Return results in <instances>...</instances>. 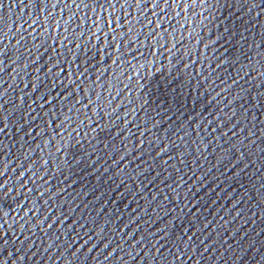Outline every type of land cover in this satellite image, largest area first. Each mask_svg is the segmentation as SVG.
<instances>
[{
    "label": "water",
    "instance_id": "95a60500",
    "mask_svg": "<svg viewBox=\"0 0 264 264\" xmlns=\"http://www.w3.org/2000/svg\"><path fill=\"white\" fill-rule=\"evenodd\" d=\"M99 3L0 0V262L264 264V14Z\"/></svg>",
    "mask_w": 264,
    "mask_h": 264
},
{
    "label": "snow or ice",
    "instance_id": "6c2138e0",
    "mask_svg": "<svg viewBox=\"0 0 264 264\" xmlns=\"http://www.w3.org/2000/svg\"><path fill=\"white\" fill-rule=\"evenodd\" d=\"M106 3H108L109 7H115V5L112 3V0H105ZM117 2H119V0H117ZM125 2H127V0H125ZM163 2L165 3L166 6H171L170 4V0H163ZM217 2H219V0H217ZM30 3L33 4L37 10H42V9H46L48 4L50 3V0H30ZM137 3H143V0H137ZM235 3L237 5H239V7L242 9L245 6L248 7V13L251 14L252 11L254 9H259V11L256 12V16L259 17L261 14H264V0H235ZM61 4L64 5V8H69V10L71 11V8H75V9H79L81 6H83L84 8H94L95 6H97V4L102 8L103 4L99 3V0H79V3H77V0H71V6L69 5L68 0H55V4L53 5V7H59ZM160 4V0H155V7H159ZM145 6H147L145 4ZM227 7H231V3L226 5ZM75 12H72L71 15H75ZM243 23H247L246 21ZM247 75V74H246ZM238 74H237V78H234L232 80V84H237L238 85ZM229 87H231V85H229ZM33 88L35 90V85H33ZM242 92L244 91V89H240ZM117 119H119V117H117ZM97 127H99V133H97V135H99L100 133H103L105 130V127L107 126H100V124H97ZM93 131H95V129H92ZM121 133H123V129H121ZM143 141H141L142 143ZM163 150V149H162ZM123 159V158H121ZM162 247V246H161ZM22 249H16V252H20ZM160 249H157V251H159ZM8 264H13L14 260L16 259V257L13 256L12 253H8ZM20 260H23L24 257H19ZM0 264H3V262H0Z\"/></svg>",
    "mask_w": 264,
    "mask_h": 264
}]
</instances>
